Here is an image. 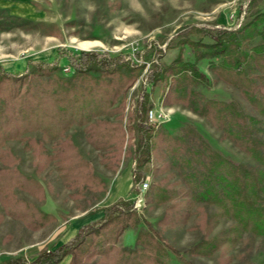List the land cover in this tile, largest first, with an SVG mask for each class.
Listing matches in <instances>:
<instances>
[{"label": "rangeland", "instance_id": "1", "mask_svg": "<svg viewBox=\"0 0 264 264\" xmlns=\"http://www.w3.org/2000/svg\"><path fill=\"white\" fill-rule=\"evenodd\" d=\"M251 1L0 0V75H23L27 77L24 83L33 81L40 88L49 83L48 88L56 90L53 82L58 78L76 76L64 56L96 52L121 62L114 74L89 73L87 84L84 76L73 82L87 87L93 85V78L112 81L117 94L109 114L94 117L83 126L71 125L56 138L38 129L0 147V263L23 257L30 264L42 251L68 243L79 232L71 237L73 222L101 214L120 202L133 203L143 180L149 181V190L153 185L185 189L182 165L169 150L167 135L177 137L191 128L228 160L256 165L207 118L192 110L207 101H237L255 115L241 91L214 73L212 64L217 62H196L195 51L188 45V41L211 45L213 40L206 32L237 31L264 14V0H254L249 10ZM259 30L264 35V18ZM82 42L94 47L79 49L77 44ZM261 42L259 36L246 44L252 47ZM180 54L184 62L196 63L212 88L187 78L151 82L149 74L155 66H169ZM144 76L150 81V92L141 104L137 96ZM23 85L24 92L28 84ZM183 100L188 103L179 102ZM159 107L167 110L169 120L154 127L152 159L147 162L145 136L139 127L145 119L141 116ZM152 197L151 190L144 205H133L136 216L120 237L118 248H136L138 234L152 229L153 235L179 253L178 257L170 252L164 258L167 264L263 261L264 239L250 233L240 234L236 241L224 240L211 257L192 255L205 236L225 239L233 220H213L217 207L190 198L177 197L158 205ZM36 211L51 220L44 224ZM98 247L93 246L89 253ZM100 259L94 256L93 262ZM69 260L71 257L66 258L67 263Z\"/></svg>", "mask_w": 264, "mask_h": 264}, {"label": "trees", "instance_id": "2", "mask_svg": "<svg viewBox=\"0 0 264 264\" xmlns=\"http://www.w3.org/2000/svg\"><path fill=\"white\" fill-rule=\"evenodd\" d=\"M263 18L264 14L257 15L237 31L224 29L206 32L213 40L211 45L188 41L195 51L196 62L215 60L217 63L212 64L214 73L226 84L239 89L255 113L245 111L237 101H207L198 109L192 108L251 157L256 162L255 166L228 160L191 128L183 130L177 137L167 135L169 150L175 153L182 165L186 188L182 191L165 190L153 185L148 190H152L153 199L150 200L165 205L177 197L190 198L217 207L218 212L213 215V220L227 217L234 222L225 239L223 236L214 239L205 236L204 241L192 250L195 256L211 257L224 240L236 241L243 233L264 239V35L259 30ZM259 36L262 37L260 44L252 47L246 44ZM202 48L207 51L201 52ZM64 57L76 76L58 78L53 82L56 90L48 88L49 83L41 88L33 81L24 83L27 77L23 75H0V147L9 140L20 139L38 129L56 138L71 125L83 126L94 117L110 113L117 94L112 81L99 82V78H93V85L87 87L75 86L73 82L89 73L103 76L114 74L121 62L111 59L108 54L86 51ZM149 75L151 82L187 78L212 88V82L196 63L184 62L182 54L169 66H155ZM83 80L84 84L88 81L86 77ZM22 83L23 86L28 84L24 92L20 88ZM179 102L188 103L185 100ZM145 113L141 116L144 119ZM139 127L145 136V161L149 162L152 159L154 127L145 123ZM133 205L134 202H120L105 208L99 221L83 226L68 243L42 251L30 264H61L68 257H71L70 264H167L164 258H169L170 252L179 257L172 246L152 234V229L138 234L136 248L117 247L120 237L130 227L133 216H136L132 212ZM36 213L41 220H45L44 224L51 220L50 216L39 211ZM95 245H99L98 249L89 253ZM94 256L101 259L93 262ZM0 264L28 263L20 257ZM261 264H264V259Z\"/></svg>", "mask_w": 264, "mask_h": 264}, {"label": "built area", "instance_id": "3", "mask_svg": "<svg viewBox=\"0 0 264 264\" xmlns=\"http://www.w3.org/2000/svg\"><path fill=\"white\" fill-rule=\"evenodd\" d=\"M145 77V76H144ZM149 84L150 81H148V78L145 77L142 80V85L140 87L139 94L137 96V99L142 104L147 95L149 94ZM169 120V114L166 109L159 107L157 108H151L148 109L145 113V124L152 127H160L164 125ZM149 181L143 180L139 186H138V194L135 197L134 200V206L135 208L141 207L146 203V193L149 190Z\"/></svg>", "mask_w": 264, "mask_h": 264}, {"label": "crops", "instance_id": "4", "mask_svg": "<svg viewBox=\"0 0 264 264\" xmlns=\"http://www.w3.org/2000/svg\"><path fill=\"white\" fill-rule=\"evenodd\" d=\"M124 193H126V192H124ZM102 217H103V213L98 214V215H95V216L94 215H91V216H89L87 218H83L81 220H77V221L73 222V224L71 225V230H72L71 231V234H72L71 237L75 236L77 234V232L83 226H85L87 224H90L92 222H96V221L100 220ZM58 246H60V245H58ZM58 246H56V247H58ZM69 262H70V260L68 261V263ZM68 263L66 262V259H65L61 264H68Z\"/></svg>", "mask_w": 264, "mask_h": 264}, {"label": "bare ground", "instance_id": "5", "mask_svg": "<svg viewBox=\"0 0 264 264\" xmlns=\"http://www.w3.org/2000/svg\"><path fill=\"white\" fill-rule=\"evenodd\" d=\"M79 49L83 50H91L94 47V44L82 42L81 44H77Z\"/></svg>", "mask_w": 264, "mask_h": 264}]
</instances>
